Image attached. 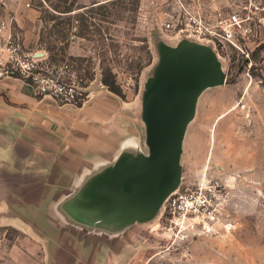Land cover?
Returning <instances> with one entry per match:
<instances>
[{
  "label": "rangeland",
  "instance_id": "1",
  "mask_svg": "<svg viewBox=\"0 0 264 264\" xmlns=\"http://www.w3.org/2000/svg\"><path fill=\"white\" fill-rule=\"evenodd\" d=\"M38 17L32 50L52 63L67 62L78 82L112 77L141 107L144 82L158 62L160 42L176 45L192 35L185 12L207 20L239 0H29ZM178 23H180L178 25ZM178 25V26H177ZM262 45V44H261ZM260 45V46H261ZM227 51L224 84L199 96L181 155L179 188L218 183L213 198L219 219L192 230L158 214L130 228L129 264H264V57ZM109 89V88H108ZM110 90V89H109ZM112 91V90H111Z\"/></svg>",
  "mask_w": 264,
  "mask_h": 264
},
{
  "label": "crops",
  "instance_id": "2",
  "mask_svg": "<svg viewBox=\"0 0 264 264\" xmlns=\"http://www.w3.org/2000/svg\"><path fill=\"white\" fill-rule=\"evenodd\" d=\"M37 17L29 0H0V45L13 32L32 50ZM85 90L84 102L59 103L24 80L0 79V264H129L132 226L107 234L68 226L61 213L64 196L123 151L146 152L138 100L98 80Z\"/></svg>",
  "mask_w": 264,
  "mask_h": 264
},
{
  "label": "water",
  "instance_id": "3",
  "mask_svg": "<svg viewBox=\"0 0 264 264\" xmlns=\"http://www.w3.org/2000/svg\"><path fill=\"white\" fill-rule=\"evenodd\" d=\"M158 62L144 82L140 119L144 145L123 151L109 166L61 200L66 225L117 234L153 219L179 187L181 155L200 94L224 84L226 74L212 47L184 37L160 42Z\"/></svg>",
  "mask_w": 264,
  "mask_h": 264
},
{
  "label": "built area",
  "instance_id": "4",
  "mask_svg": "<svg viewBox=\"0 0 264 264\" xmlns=\"http://www.w3.org/2000/svg\"><path fill=\"white\" fill-rule=\"evenodd\" d=\"M185 14V28L179 26L178 33L204 40L220 60L227 51L244 54L248 59L249 52L264 41V0H239L214 20L191 10ZM5 25L6 21L0 20V31ZM70 68L67 62H50L41 50L25 48L19 33L9 32L0 45V79L19 78L31 84L37 95L59 103L80 104L88 94ZM212 186L215 189L219 184ZM213 189L200 185L178 187L166 197L160 215L178 227L210 229L219 219Z\"/></svg>",
  "mask_w": 264,
  "mask_h": 264
},
{
  "label": "trees",
  "instance_id": "5",
  "mask_svg": "<svg viewBox=\"0 0 264 264\" xmlns=\"http://www.w3.org/2000/svg\"><path fill=\"white\" fill-rule=\"evenodd\" d=\"M102 82L108 86V88L110 90H112L113 92L121 95V96H124L121 92V90L119 89V87L116 85L114 79L110 76V77H104L102 78Z\"/></svg>",
  "mask_w": 264,
  "mask_h": 264
}]
</instances>
